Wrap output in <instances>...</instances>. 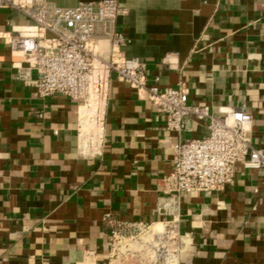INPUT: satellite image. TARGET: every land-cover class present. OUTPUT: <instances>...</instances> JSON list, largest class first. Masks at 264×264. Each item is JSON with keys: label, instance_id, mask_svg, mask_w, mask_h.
I'll return each mask as SVG.
<instances>
[{"label": "crops", "instance_id": "crops-1", "mask_svg": "<svg viewBox=\"0 0 264 264\" xmlns=\"http://www.w3.org/2000/svg\"><path fill=\"white\" fill-rule=\"evenodd\" d=\"M120 4L128 8L117 19L130 39L124 53L146 64L149 83L183 85L190 103L214 115L247 110L252 143L264 151V0ZM16 33L37 28L21 10L1 9L0 264H109L119 222L172 225L156 212L163 178L175 144L205 136L207 121L190 118L181 133L170 129L157 104L113 73L103 147L88 153L78 102L39 95L38 71L11 47ZM101 44L109 55L108 42ZM173 224L177 264H264L263 172L238 163L223 190L182 193Z\"/></svg>", "mask_w": 264, "mask_h": 264}, {"label": "built area", "instance_id": "built-area-1", "mask_svg": "<svg viewBox=\"0 0 264 264\" xmlns=\"http://www.w3.org/2000/svg\"><path fill=\"white\" fill-rule=\"evenodd\" d=\"M17 8L30 18L37 33H16L10 39L13 50L39 76L32 83L39 95H66L78 102V135L82 148L101 152L109 86L113 73L157 104L169 116L168 127L178 133L190 118L207 121L201 138L180 140L174 146V165L163 178L165 195L156 212L171 217L162 230L155 224L119 222L111 232L109 264H177L179 243L176 222L185 192H217L233 182L236 166L258 169L264 174V151L255 147L249 135L252 114L243 108L214 115L207 106L190 103L183 85L161 90L149 83L146 64L127 57L124 47L130 39L118 29L117 19L128 13L120 0L81 1L62 7L47 0H0V10ZM108 42L109 55L101 42ZM42 116V114H40Z\"/></svg>", "mask_w": 264, "mask_h": 264}, {"label": "bare ground", "instance_id": "bare-ground-1", "mask_svg": "<svg viewBox=\"0 0 264 264\" xmlns=\"http://www.w3.org/2000/svg\"><path fill=\"white\" fill-rule=\"evenodd\" d=\"M102 44H103V43H102ZM162 228H163L162 223H157V224H155V226H154V230H155V231L162 230Z\"/></svg>", "mask_w": 264, "mask_h": 264}]
</instances>
